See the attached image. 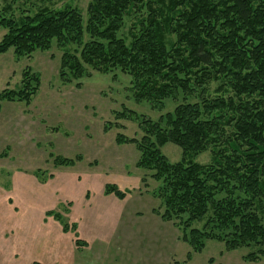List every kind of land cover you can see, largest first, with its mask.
I'll use <instances>...</instances> for the list:
<instances>
[{"label":"trees","instance_id":"trees-1","mask_svg":"<svg viewBox=\"0 0 264 264\" xmlns=\"http://www.w3.org/2000/svg\"><path fill=\"white\" fill-rule=\"evenodd\" d=\"M4 10L0 54L74 45L61 56V77L77 80L86 67L119 70L131 77L136 101L159 111L165 100L177 101L156 120L127 111L143 135L116 137L136 145L137 167L158 183L153 212L177 225L194 252L215 240L228 250L249 248L246 260L264 257V0H90L85 25L76 7L21 11L19 20ZM125 20L126 37L119 35ZM22 76L0 101H30L39 78ZM124 117L126 110L115 115ZM167 142L181 149L179 161L162 154ZM206 151L210 161L196 162Z\"/></svg>","mask_w":264,"mask_h":264},{"label":"rangeland","instance_id":"rangeland-1","mask_svg":"<svg viewBox=\"0 0 264 264\" xmlns=\"http://www.w3.org/2000/svg\"><path fill=\"white\" fill-rule=\"evenodd\" d=\"M89 2L0 0V13L6 9L19 20L21 11L70 6L85 25ZM128 26L125 20L119 35L126 37ZM4 33L0 28V40ZM74 48L52 41L29 56L17 57L13 48L0 54V92L18 90L26 70L39 78L28 103L0 101V264H264V257L244 258L249 248L228 250L215 240L194 252L177 225L153 212L158 183L137 167L136 145L116 137L143 135L139 118L127 111L156 120L177 101L165 100L160 111L136 101L131 77L119 70L86 67L77 80L61 77V56ZM123 110L131 119H115ZM161 152L170 162L182 157L172 142ZM210 157L206 151L195 161L206 164ZM56 158L73 162L58 165Z\"/></svg>","mask_w":264,"mask_h":264}]
</instances>
